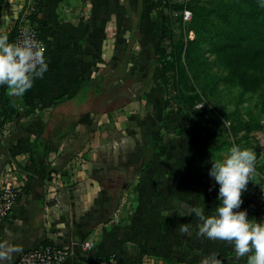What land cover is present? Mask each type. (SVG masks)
I'll use <instances>...</instances> for the list:
<instances>
[{
  "label": "crops",
  "instance_id": "crops-1",
  "mask_svg": "<svg viewBox=\"0 0 264 264\" xmlns=\"http://www.w3.org/2000/svg\"><path fill=\"white\" fill-rule=\"evenodd\" d=\"M37 1L0 0V32L9 35ZM40 1L49 71L15 106L0 87V179L8 172L21 189L0 221L7 264L47 244L71 248L67 264L110 255L120 264H200L213 253L247 264L232 245L197 236L191 209L215 214L219 185L209 171L233 145L169 127L176 100L156 62L162 24L151 0ZM240 147L257 161L239 211L264 221V151ZM89 239L96 246L85 253Z\"/></svg>",
  "mask_w": 264,
  "mask_h": 264
},
{
  "label": "rangeland",
  "instance_id": "rangeland-1",
  "mask_svg": "<svg viewBox=\"0 0 264 264\" xmlns=\"http://www.w3.org/2000/svg\"><path fill=\"white\" fill-rule=\"evenodd\" d=\"M164 1V5H159L158 0H151L155 19H159L161 24L164 15L173 19V37L162 42V46L168 53L174 47H184L180 59L181 74H177L172 64V56L165 60L164 72L159 65L166 94L168 93L170 99L176 100L173 107L175 117L170 121L169 127L178 131L192 128L201 130L207 143L240 146L247 141L253 149L264 151V69L260 71V76L263 77L260 87L245 91L239 84L226 80L230 76L226 57L216 53L210 42H201L186 54L187 45L196 39V33L191 31L193 12L186 7L198 3L208 9H225L236 6L239 0ZM177 7L185 9L177 10ZM185 10L191 12L189 21L183 19L182 13ZM179 79L182 82L180 86L177 85ZM180 93L183 94L186 108L179 102ZM188 97L193 100L190 101ZM191 104H200L201 107L204 104L209 112L208 119L190 115L187 107Z\"/></svg>",
  "mask_w": 264,
  "mask_h": 264
},
{
  "label": "clouds",
  "instance_id": "clouds-1",
  "mask_svg": "<svg viewBox=\"0 0 264 264\" xmlns=\"http://www.w3.org/2000/svg\"><path fill=\"white\" fill-rule=\"evenodd\" d=\"M260 6L264 7V0ZM45 53V47L33 32L24 31L16 43L0 32V87H7L14 106L49 71ZM256 161L252 149L233 145L226 155L212 163L209 171V176L219 185L220 205L215 214L206 216L201 207L191 209L197 221L198 237L232 245L236 258L247 257V264H264V222L249 220L247 211H239L242 194L252 182ZM190 227V224H181L177 230L190 234ZM11 251L6 241L0 244V261L7 264ZM200 264H222V261L213 253Z\"/></svg>",
  "mask_w": 264,
  "mask_h": 264
},
{
  "label": "trees",
  "instance_id": "trees-1",
  "mask_svg": "<svg viewBox=\"0 0 264 264\" xmlns=\"http://www.w3.org/2000/svg\"><path fill=\"white\" fill-rule=\"evenodd\" d=\"M158 3L159 5H164L165 1L158 0ZM260 5L261 0H239L236 6L225 9H208L198 3L195 6L186 7L193 12L191 31L196 33V39L187 45L186 54L188 55L195 45L198 46L204 41L210 42L216 53L226 57L227 66L230 71V76L226 80L239 84L245 91L258 89L263 81L260 71L264 69V7ZM34 9L35 11L29 16V20L32 25L38 27V16L43 10V3L40 0L37 1ZM183 9L185 7H180L177 10ZM172 23L173 19L171 16H163L156 62L161 65L164 72L165 60L168 56H172V64L177 74H181L180 59L184 47H174L168 53L167 49L162 46V42L167 38L173 37ZM20 26L21 22L19 20V23L16 24L8 35L10 42H14ZM178 84L179 86L182 84L180 79L177 82ZM178 97L180 98V104L186 108L183 94L180 93ZM188 98L190 101L193 100L192 97ZM169 104V100L166 101L164 108H167ZM197 105L200 104H191L187 107L190 115L194 118L202 117L203 119H208L209 112L207 111V107L203 104L198 109L196 108ZM9 108L13 109L10 103Z\"/></svg>",
  "mask_w": 264,
  "mask_h": 264
},
{
  "label": "built area",
  "instance_id": "built-area-1",
  "mask_svg": "<svg viewBox=\"0 0 264 264\" xmlns=\"http://www.w3.org/2000/svg\"><path fill=\"white\" fill-rule=\"evenodd\" d=\"M35 11L34 7H30L28 12L23 17V22L18 29L17 35L13 43L19 42L21 34L24 31L35 33V38L39 40L45 47L41 34L37 26L32 25L29 16ZM184 21L191 19V12L185 10L183 13ZM196 108H201L197 105ZM264 144V143H263ZM256 171L254 170V173ZM21 189L13 184L10 173H5L0 179V221L6 219L15 208ZM249 220H254L249 218ZM256 222H264L262 220H254ZM96 244L93 239H89L80 244V248L83 252L89 253L95 248ZM72 255V249L69 247H62L58 245H42L34 249L21 252L18 256L16 264H67L69 258ZM80 264H120L118 258L115 255H110L95 260H84Z\"/></svg>",
  "mask_w": 264,
  "mask_h": 264
}]
</instances>
